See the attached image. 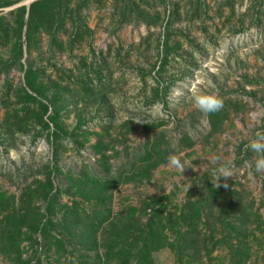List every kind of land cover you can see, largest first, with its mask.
<instances>
[{
  "label": "rangeland",
  "instance_id": "rangeland-1",
  "mask_svg": "<svg viewBox=\"0 0 264 264\" xmlns=\"http://www.w3.org/2000/svg\"><path fill=\"white\" fill-rule=\"evenodd\" d=\"M35 1L0 8V16L12 26L13 12ZM79 1L70 0V8ZM165 34L171 51L158 74ZM10 50V43L0 46V196L9 211L27 202L29 216L45 214V199L34 191L43 182L42 169L56 160L55 217L61 218L60 210L68 218H89L101 244L109 229L146 223L154 208L145 211V201L168 197L163 215L175 214L186 196L207 194L211 182L219 202L227 196L229 203L234 191L251 208L246 264H264V171L255 168L258 154L246 150L255 133L264 132V0H87L78 16L65 17L53 40L40 34L21 60L39 72L47 98L61 92L60 125L69 132L82 126L75 139L58 144L47 139L52 126L36 136L38 106L26 108L19 100L24 68L15 64L4 71ZM156 90L164 91L159 100ZM201 93L218 95L223 107L199 112L191 97ZM169 156L180 161L182 172L169 165ZM221 167L230 175L217 179L213 173ZM95 176L108 181L109 190L94 191L88 183ZM210 223L214 238L202 230L206 244L199 242L195 264H228L220 216ZM52 235L70 250L63 233ZM22 240V259H29L34 251ZM81 248L92 258L94 251L103 253L101 247ZM64 250L51 246L45 255L39 248L37 256L42 264H66ZM175 259L169 248L152 254L154 264H176ZM11 261L0 252V264Z\"/></svg>",
  "mask_w": 264,
  "mask_h": 264
},
{
  "label": "trees",
  "instance_id": "trees-1",
  "mask_svg": "<svg viewBox=\"0 0 264 264\" xmlns=\"http://www.w3.org/2000/svg\"><path fill=\"white\" fill-rule=\"evenodd\" d=\"M24 0H5L0 3V8H8L21 3ZM87 0L79 1L75 10L70 8V0H38L29 5L28 10L25 6L18 7L13 13L15 19L13 25L6 22L5 17L0 16V46L11 44L10 60L2 62L6 68L5 72L10 71L11 66L17 64L23 70L21 64L24 50L30 51L34 44L37 43L40 34H46L51 40L61 30L65 17L78 16L79 11L84 7ZM168 25L166 30L168 32ZM23 29L24 35H23ZM24 37V40H23ZM168 34L164 35L162 44V58L160 59L159 71H164L168 63L170 47L168 45ZM12 41V42H11ZM25 47V48H24ZM61 92H54L51 98H47L45 87L42 86V80L37 70L27 66L23 71V86L20 88L19 100L27 108L29 105L36 103L40 111L38 122V135L41 137L49 132L50 126L54 129L48 133L47 139L52 143L58 144L63 138L75 139L81 132V124L73 131H66L60 125V99ZM164 96L163 90L155 91V98L160 99ZM47 102H43L42 100ZM26 112V110L24 111ZM37 136V137H38ZM57 148V146H56ZM54 150L56 158L57 149ZM150 159L149 155L144 156V161ZM43 182L35 189L43 199H45V214L34 213L29 216L27 213V202H23L19 208L9 211L7 206L9 202L0 196V215L2 211L6 212L5 216L0 219V252L4 253L7 258L14 260L10 264H42L41 259L37 256L38 249L47 255L51 246H56L64 250V241L53 236V232L59 230L63 233L70 245V250L65 251L68 255L66 264H154L152 254L163 248L173 250L176 256V264H195L198 263L197 247L199 242L206 244L205 238L200 241L202 230H209L210 239L214 238L213 223H210L216 213L220 216L222 231V240L220 243L225 244L231 257L228 264H246L251 256L250 247L247 243L250 231L248 229L249 213L251 208L242 203V198H238L234 191H231L230 202H219L220 193L211 187V182L206 184L207 194L186 196L185 202L180 208H176L177 213H167L163 215L162 200L168 197L152 198L144 202L145 211L152 210L146 223L142 225H125L122 229H109L108 236L101 244H97L95 235V222H85L81 220L79 214L68 218L66 213L61 214V218H56V207L54 199L58 198V193H54L53 179L59 169L56 160L52 166H46L42 169ZM144 173H149L148 167ZM84 182L83 177H79ZM91 188L98 190H109V182L104 181L102 177H93L92 182L88 183ZM57 190V189H56ZM30 195L33 191L28 189ZM234 192V193H233ZM237 197V198H236ZM7 202V203H6ZM220 203L221 205L217 204ZM3 204V206L1 205ZM6 204V205H4ZM220 206V207H219ZM219 207V208H218ZM7 209V210H6ZM131 215V216H130ZM134 215L133 210H129L127 218L130 220ZM56 218V223H55ZM219 218L217 219V221ZM119 230V231H118ZM24 231V233H23ZM175 233L177 238L173 241L167 237V234ZM39 235L40 240L34 238ZM22 239L29 243L28 248L34 251V255L29 259H22L20 245ZM86 251H94L99 247L103 253L99 256L97 251L96 257L92 258L83 252L81 247ZM194 252L189 255V252ZM64 254V253H63Z\"/></svg>",
  "mask_w": 264,
  "mask_h": 264
},
{
  "label": "clouds",
  "instance_id": "clouds-1",
  "mask_svg": "<svg viewBox=\"0 0 264 264\" xmlns=\"http://www.w3.org/2000/svg\"><path fill=\"white\" fill-rule=\"evenodd\" d=\"M191 99L193 107L204 114H214L223 107V100L216 94H195ZM246 150L258 154L259 158L256 159L255 168L257 172L264 171V155H260L264 154V132L257 131L255 133V138L246 145ZM168 163L181 172L184 169L175 156H169ZM217 173L219 175H217ZM229 175L230 172L226 167H221L213 173V176L217 179L228 177Z\"/></svg>",
  "mask_w": 264,
  "mask_h": 264
},
{
  "label": "water",
  "instance_id": "water-1",
  "mask_svg": "<svg viewBox=\"0 0 264 264\" xmlns=\"http://www.w3.org/2000/svg\"><path fill=\"white\" fill-rule=\"evenodd\" d=\"M29 5H30V3L26 5V8H28V7H29Z\"/></svg>",
  "mask_w": 264,
  "mask_h": 264
}]
</instances>
